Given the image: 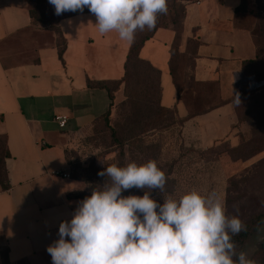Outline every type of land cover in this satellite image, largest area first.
Wrapping results in <instances>:
<instances>
[{"label": "crops", "instance_id": "crops-1", "mask_svg": "<svg viewBox=\"0 0 264 264\" xmlns=\"http://www.w3.org/2000/svg\"><path fill=\"white\" fill-rule=\"evenodd\" d=\"M242 0L186 2L180 51L191 39L199 45L190 66L195 81L216 83L221 105L181 125L187 145L207 149L220 142L238 147L250 121H241L233 94L243 82L257 84L261 74L246 76L244 62L258 58L253 34L237 11ZM29 0H0V137L8 155L4 164L9 186L0 187V239L8 247V264H52L47 247L59 239V225L73 218L79 198H69L79 185L56 175L69 171V139L91 128L111 107L108 91L89 81L120 80L132 42L118 33L98 31L92 13L62 18L67 40L63 59L57 35L33 23ZM71 21V25L68 21ZM175 31L159 28L140 56L161 71V104L184 118L189 110L170 69ZM67 114L60 127L58 114ZM0 244V264L1 258Z\"/></svg>", "mask_w": 264, "mask_h": 264}, {"label": "clouds", "instance_id": "clouds-1", "mask_svg": "<svg viewBox=\"0 0 264 264\" xmlns=\"http://www.w3.org/2000/svg\"><path fill=\"white\" fill-rule=\"evenodd\" d=\"M48 2L58 16L87 8L100 33L114 31L129 42L137 31L155 29L158 16L168 11L167 0ZM232 103L240 105L238 92ZM98 175L107 181L78 203L70 222L60 223L59 239L47 247L52 264H258L237 251L233 237L247 225L226 214L215 190L206 195L193 190L178 199L165 195L166 175L155 160L112 164ZM133 188L144 194L123 195ZM155 190L163 194L162 204L153 197Z\"/></svg>", "mask_w": 264, "mask_h": 264}, {"label": "rangeland", "instance_id": "rangeland-1", "mask_svg": "<svg viewBox=\"0 0 264 264\" xmlns=\"http://www.w3.org/2000/svg\"><path fill=\"white\" fill-rule=\"evenodd\" d=\"M243 9V23L253 30L255 41L261 50V60L257 68H261L262 71L257 74H261L263 79L257 84L264 85V0H246ZM43 12L45 17L53 22L49 26L39 23L37 26L56 34L55 23H57L60 15L55 14V8L48 0H46ZM57 41H59L58 37ZM190 62V60H185L181 65L179 85L182 90H186L184 97L188 101L199 104L200 100H194V98L199 97L203 91L207 90V87L195 83L191 78ZM255 84V82L246 81L241 84V87L242 90H249ZM140 87L143 89L142 86ZM194 90L197 91L195 97L193 95ZM130 91H134V89ZM158 95L156 92H152L151 99L154 106L158 102ZM251 98L253 97L243 98V104L239 109L240 113L244 114L245 105L252 100ZM126 99L127 93L125 84H123L115 92L109 118L110 125L105 123L106 118L100 116L91 128L78 133L68 141L66 147L67 162L71 178L79 185L74 193L81 195L80 201L90 196L93 188L107 181H98L100 168L104 167L106 163L119 165L121 149L113 140L111 128L116 127L117 122L123 120L126 111L129 110L128 105H121ZM164 118H166L164 114H162V118L159 115L157 119L159 128L150 130L142 134L141 137V145L158 146L155 149L156 152L153 153L156 155L157 164L163 170L168 171L171 167L173 168L170 173L172 172V176L176 179L174 190L164 192V194H172L174 198L178 199L179 196L193 190L202 195L215 190L223 199L226 214L229 217L238 215L247 227L250 225L252 228L248 230L250 240L243 247L237 248V251H244L250 259L256 260L258 264H264V224L260 229H253V226L257 227L254 222L256 216L264 211V150L251 156L250 152L253 145L249 143H253L252 139L255 136L263 137L264 135L262 133L254 135L255 122L249 120L252 124L242 135V141L246 143V147L243 149L232 147L228 142H220L207 149L196 148L187 145L183 140L179 117L173 113V116H168L163 123ZM166 124L171 126L164 127ZM4 144L5 139L1 136L0 151H3ZM124 152L125 165L131 162L142 164L143 155L139 148L129 149V146L126 145ZM157 197L164 201L163 194L159 193ZM2 242L0 239L1 247H4Z\"/></svg>", "mask_w": 264, "mask_h": 264}, {"label": "trees", "instance_id": "trees-1", "mask_svg": "<svg viewBox=\"0 0 264 264\" xmlns=\"http://www.w3.org/2000/svg\"><path fill=\"white\" fill-rule=\"evenodd\" d=\"M193 1V0H167L168 5V11L166 15H159L158 21L155 29L149 31L147 28H145L144 31H137L135 35V40L132 42L131 47L129 49V53L127 56V60L125 62V74L122 79L120 80H114V81H96L92 82L89 81V86L91 87H98L103 88L108 91L109 97L112 101L110 109L103 114L101 117L106 118L105 123L107 125H110V114L112 109V104L115 97V92L121 88L123 84H125V91L127 93V99L122 102V106L128 105L129 110L126 111L125 117L123 120H120L117 122L116 127L113 126L112 134H113V140L115 144H117L120 147V157H119V165L118 166H125V152L124 147L126 145L129 146V149L136 148L140 149L143 155L142 158V164L148 162L149 160H155L156 161V155H154L153 152H156L155 149L158 146L154 145H141L142 144V134L150 131V130H156L159 128L160 125L158 124L157 119L159 118V115L164 114L166 118L168 116H173V113L176 115V112L174 109L165 107L161 104V71L157 68H155L151 62L148 60L143 59L140 56L141 50L143 46L145 45L146 41L151 39L155 32L159 28H171L175 31V38L174 42L171 48V60H170V69L171 74L173 76V79L175 81V84H177L179 88V94L181 95V98L186 103L189 115L184 118H178L179 123L181 125L184 124L186 120L189 118L196 116L198 114L207 112L211 108H214L216 106L221 105L224 101H221L217 94V84L216 83H205V82H199L195 81V83L207 87V90L203 91L202 94L199 97L194 98V100H200L198 103H192L188 101L184 97V94L186 93V90L180 87V70L181 65L183 61L190 60L191 64L190 66H194V60L197 54V47L199 43L191 39L190 45L188 48V53H182L180 51V44L182 39V32H183V23L184 18L186 15V2ZM33 6L30 8V15L33 19V23L35 25L39 24H45L50 25L53 21H50L45 17V14L43 12V8H45L46 0H29ZM246 0H242L241 5L237 9V11H241L244 14V6H245ZM80 13H90L87 8L84 9L83 12H65L62 15H60L59 19L57 20V23H55V32L57 34V37L59 38V41H57V45L59 48V56L61 59H63V54L67 47V40L64 36L63 31L61 30V27L59 25V21L62 18L74 16ZM249 28V27H248ZM250 29V28H249ZM254 40L255 36L253 33V30L250 29ZM256 43V41H255ZM257 47L258 44L256 43ZM261 60V50L260 47H258V58L256 60H249L244 62L243 70L244 73L247 76L255 75L258 72L262 71L261 68H257L260 64ZM192 78V77H191ZM193 79V78H192ZM142 86L143 89L140 87ZM131 89H134V91H130ZM138 89H141L140 91ZM152 92L157 93L158 95V102L156 106L152 105ZM257 89H245L242 90L240 94V105L236 107L237 113L239 115V119L241 121H249L253 120L255 122V128L254 135L256 133H262L264 135V93H256ZM191 95V94H190ZM194 97L197 95V91H193ZM251 96L252 100L248 104L245 105L246 111L244 114L240 113V106H242L243 98ZM233 100V99H232ZM166 118H164L162 121L165 123ZM169 119L167 120V122ZM170 124L164 125V127H170ZM253 143L249 142L253 145V149L250 152V155H256L264 150V136H255L253 139ZM243 147H246V143H243L241 141V144L237 147V149H243ZM8 155L7 149H6V142L4 144L3 151H0V187L3 189H7L9 186V180H8V173L5 169L4 160L5 157ZM114 163H106L104 167L100 168L98 170V173L103 171L107 166H110ZM158 167H160L158 165ZM161 168V167H160ZM173 168L163 170L166 175V184L164 192H172L174 190V185L176 183L175 177L172 176V172L170 171ZM98 181H106L108 178L106 176H100L97 177ZM145 191H151L150 189H145ZM144 194V190L133 188L131 190H126L123 195H138L142 196ZM159 191L155 190L153 192V197L159 201V203H163V200L158 199ZM69 198H80L81 195L77 193H69ZM257 225L253 226L254 228H261V226L264 224V211L261 212L259 215L256 216V219L254 221ZM250 228V225L247 227V231H242L235 237H233V240L235 241L237 248L243 247L248 243L250 240V232L248 231ZM1 258L3 264H8L9 258H8V247L4 246V248L1 251Z\"/></svg>", "mask_w": 264, "mask_h": 264}, {"label": "built area", "instance_id": "built-area-1", "mask_svg": "<svg viewBox=\"0 0 264 264\" xmlns=\"http://www.w3.org/2000/svg\"><path fill=\"white\" fill-rule=\"evenodd\" d=\"M55 120L58 122L60 127H65L68 123L69 116L67 114H58L55 116ZM56 175H60L64 178H71V173L69 171H63V170H58L55 172Z\"/></svg>", "mask_w": 264, "mask_h": 264}]
</instances>
